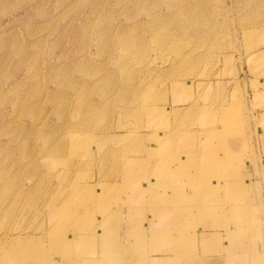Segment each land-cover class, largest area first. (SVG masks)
Masks as SVG:
<instances>
[{
	"label": "rangeland",
	"instance_id": "rangeland-1",
	"mask_svg": "<svg viewBox=\"0 0 264 264\" xmlns=\"http://www.w3.org/2000/svg\"><path fill=\"white\" fill-rule=\"evenodd\" d=\"M262 82L264 0H0V255L122 264L145 146L191 120L204 157L250 161Z\"/></svg>",
	"mask_w": 264,
	"mask_h": 264
},
{
	"label": "crops",
	"instance_id": "crops-1",
	"mask_svg": "<svg viewBox=\"0 0 264 264\" xmlns=\"http://www.w3.org/2000/svg\"><path fill=\"white\" fill-rule=\"evenodd\" d=\"M260 85L264 87V82ZM261 89L252 93L248 110L249 124L259 129L250 147V161L235 157L238 150L234 144L230 149L233 155L226 163H222L221 154L204 157L200 147L192 143L200 130L193 128L191 120L184 136L175 137L174 131L170 132L175 139L170 151L163 147L156 153L159 133L157 146H145L140 156L146 162L141 171L143 179L136 189L132 188L134 182H128L118 212L117 238L132 249L130 255L122 257V264H264ZM176 109L183 108L177 105ZM195 110L187 106L181 112L184 117ZM151 190H157L153 197L149 195Z\"/></svg>",
	"mask_w": 264,
	"mask_h": 264
},
{
	"label": "bare ground",
	"instance_id": "bare-ground-1",
	"mask_svg": "<svg viewBox=\"0 0 264 264\" xmlns=\"http://www.w3.org/2000/svg\"><path fill=\"white\" fill-rule=\"evenodd\" d=\"M67 127H69V126H67ZM123 181L124 182H128L125 179H123ZM59 221H60V218L58 220H56V222H55L58 226L56 227V225H54L52 230H55V231H57V233H60V234L57 235V240H58L59 243H61L62 239H63V236H65V231L63 230L64 229L63 228V224L62 223L58 224ZM55 231H54V233H55ZM2 253L3 254L0 255V260L6 261V262H9V263H12L13 261L22 260L23 263L31 264V262H33L34 258L36 257V256H33L34 254H31V253L28 254V251H25V252H21L20 251L19 254L14 255V256H11L8 253H5V251H3ZM9 260H12V261H9Z\"/></svg>",
	"mask_w": 264,
	"mask_h": 264
}]
</instances>
